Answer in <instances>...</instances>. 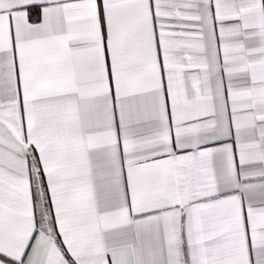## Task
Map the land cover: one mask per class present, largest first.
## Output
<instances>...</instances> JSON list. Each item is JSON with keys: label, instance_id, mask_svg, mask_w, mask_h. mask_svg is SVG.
<instances>
[{"label": "snow or ice", "instance_id": "1", "mask_svg": "<svg viewBox=\"0 0 264 264\" xmlns=\"http://www.w3.org/2000/svg\"><path fill=\"white\" fill-rule=\"evenodd\" d=\"M0 264H264V0H0Z\"/></svg>", "mask_w": 264, "mask_h": 264}]
</instances>
